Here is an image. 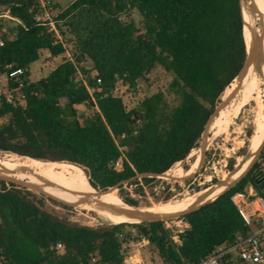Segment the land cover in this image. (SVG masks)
<instances>
[{
    "label": "trees",
    "instance_id": "trees-1",
    "mask_svg": "<svg viewBox=\"0 0 264 264\" xmlns=\"http://www.w3.org/2000/svg\"><path fill=\"white\" fill-rule=\"evenodd\" d=\"M34 2L0 0V16L8 12L12 18L0 17V76L8 91L25 96L21 105L0 96V153L75 164L94 192L124 182L117 187L118 197L129 208H140L136 196H147V189L154 196L159 180L135 177L166 174L198 147L224 90L245 63L240 0H75L65 9L55 3L54 10L61 9L55 18L60 39L29 14ZM132 11L141 17L140 24L125 19ZM6 21L13 24L9 30ZM43 52L64 56L63 61L46 77L18 89L11 74L29 71ZM86 59L91 68L81 69L94 90L97 108L83 81L77 80L76 65ZM157 66L172 76L171 103L158 92L128 108L110 95L119 81L131 87L148 81ZM83 106L92 114L80 120L78 110ZM134 118L143 122L137 134ZM226 125L222 134H228ZM254 130L247 131L250 145ZM114 138L127 158L120 171L114 169L121 155ZM234 163L229 160V171ZM263 163L264 148L233 188L179 217L190 226L181 234L179 248L165 228L166 220L82 226L48 211L45 197L0 181V257L5 264H123L124 242L135 229V238H148V248L162 264L199 262L217 246L230 245L246 234L231 196L253 187L264 197L254 178L257 171L263 176Z\"/></svg>",
    "mask_w": 264,
    "mask_h": 264
},
{
    "label": "bare ground",
    "instance_id": "bare-ground-1",
    "mask_svg": "<svg viewBox=\"0 0 264 264\" xmlns=\"http://www.w3.org/2000/svg\"><path fill=\"white\" fill-rule=\"evenodd\" d=\"M254 3L260 12L263 24L262 46L264 56V0H254ZM246 6L247 3L244 0L245 37L249 46L251 42L250 32L248 31L250 19L247 15ZM229 96H231V99L227 105L219 110L208 124L207 136L203 142L204 151L211 146L226 123L239 111L255 106L256 117L255 133L248 154L224 180L222 179L206 190L188 194L183 199L180 198L181 200L164 202L144 209L129 208L124 203H115L103 197V195L96 204H84L80 207L92 212L107 223L119 225L121 223L138 224L144 220L180 216L216 200L225 190L249 172L264 145V62L261 72L252 66L242 80L227 88L224 100ZM0 177L35 186L40 191L69 203H75L77 200L97 194V191L94 192L89 189L86 174L83 170L75 164L65 162H44L28 156L4 154L0 156ZM30 180L35 181L45 190L32 184Z\"/></svg>",
    "mask_w": 264,
    "mask_h": 264
},
{
    "label": "rangeland",
    "instance_id": "rangeland-1",
    "mask_svg": "<svg viewBox=\"0 0 264 264\" xmlns=\"http://www.w3.org/2000/svg\"><path fill=\"white\" fill-rule=\"evenodd\" d=\"M73 1L75 0H54V4L57 3L61 6V9H65ZM61 9L54 10L53 8L54 15H58ZM125 19L132 20L136 24H140L141 21V17L137 13V11L130 12L129 16L125 17ZM5 23L7 25V30L11 29V27L13 26V24L9 21H6ZM63 58L64 56L52 57L48 52H43L40 60L32 64L30 67V82H36L46 77L59 64H61ZM85 65L91 67V62L89 63V61H87ZM147 79L148 81H138V85L140 88V96L138 100L134 102L126 101L125 104L128 108H133L137 106L145 96H150L158 92H163L170 103L173 101V97L168 93V87L171 83L172 76L168 74L162 67H155L149 74ZM238 81L239 80H236L233 84L237 83ZM221 102L222 97L219 105L221 104ZM91 114L92 110L86 106H83L78 110V116L80 120L83 117L89 116ZM237 114L238 113H236L230 119V121L226 123V126H228V128H226L228 134H222L224 129L223 128L220 135L217 136L211 146L205 151L202 164L201 155L199 154V148L202 143L201 140L198 147L196 148L197 150L194 149L184 161L180 162L179 166H177L170 172L164 174V177L166 179L157 178L159 181L154 184V196L150 195L148 189L147 196H136L140 204V208L136 209H144L164 202L181 200L188 194H192L196 191H199L200 189L206 190L210 188L213 184L220 182L222 179L224 180V175L226 173H232L238 161L241 158L244 159V157L248 154L250 148V138H248L247 131L251 127H253V130L255 128L256 108L255 106H252L251 108L242 111L241 114ZM253 132L255 133V130ZM246 142H248L249 144L247 152L245 155L240 156V150L246 146ZM4 154L7 153H0V156ZM259 157L260 155L257 157L254 164L259 160ZM231 159H233L235 163L233 169L229 171V160ZM186 167H188L187 171L184 170ZM262 170H264V163L262 164ZM187 176L190 177L185 178ZM214 178H216L218 181L214 182ZM30 181L32 184L44 189L35 181ZM167 187H169V189H166ZM38 196L45 197L40 194H38ZM103 197H106L118 204L121 202L123 203V201L118 197V190H110L103 194ZM45 198V208L48 211L57 214L58 216L64 219L70 220L71 222L89 227H97L101 225L103 226L110 224L102 219H99L95 214L80 206L65 208L61 206L60 203L55 201L53 202V200L51 201L47 197ZM177 221L178 219H174L173 221L166 220V222L170 226H175L174 222ZM143 256L147 264H162L157 254L149 248L143 251Z\"/></svg>",
    "mask_w": 264,
    "mask_h": 264
},
{
    "label": "built area",
    "instance_id": "built-area-1",
    "mask_svg": "<svg viewBox=\"0 0 264 264\" xmlns=\"http://www.w3.org/2000/svg\"><path fill=\"white\" fill-rule=\"evenodd\" d=\"M54 0H35V2L29 8V14L33 16L34 20L38 25L49 27L50 31H53L57 37L60 39L54 15ZM0 17L12 19L9 17L8 12L4 13ZM15 20V19H13ZM18 22L17 20H15ZM3 43L0 41V46ZM69 60L72 58L69 52L66 53ZM90 60H84L77 64V80L83 81V84L89 91L92 102L96 106L95 99L93 97L94 90L89 88L87 82L84 79V74L81 68L89 70L91 67L86 66V62ZM27 69H18L11 74V80L15 83L18 89L24 88L30 83V76L28 75ZM100 83V80L98 81ZM98 88L97 91H100ZM110 95L113 98L121 99L125 103L126 101H136L140 96V88L138 82L135 87H131L129 84H124L122 81L117 82L110 91ZM0 96H3L7 102L16 104H23L25 101L24 95H19L16 97L14 92L7 90V85L4 78L0 76ZM135 129L134 134H137L138 129L142 127L143 122L141 119L134 118ZM126 134L121 136L124 139ZM115 144L117 145L121 155L114 162V169L117 171L122 170L123 162L127 161L125 155V148L120 145L119 139H115ZM264 177V170H263ZM231 202L237 209L238 214L243 220V225L247 229L246 234H239L235 241L230 245L217 246L215 250L203 259L196 263L180 262L172 264H264V197L257 194L253 187L246 188L244 191L236 192L231 196ZM177 222H174L175 226H170L165 221V228L171 232V240L176 248L182 246L181 234H183L187 229H189V224L186 220L181 218ZM173 221V220H172ZM131 237L127 238L124 242V248L127 249L125 254V259L123 264H147L143 251L150 246V241L148 238L136 239L135 229H130ZM126 233L121 235L124 239ZM57 249H62L61 245L57 246ZM0 264H5V261L0 257Z\"/></svg>",
    "mask_w": 264,
    "mask_h": 264
},
{
    "label": "water",
    "instance_id": "water-1",
    "mask_svg": "<svg viewBox=\"0 0 264 264\" xmlns=\"http://www.w3.org/2000/svg\"><path fill=\"white\" fill-rule=\"evenodd\" d=\"M241 1L242 0H240V5H241V13H242V19H243V33H244V40H245V45H246L247 57H246V60H245V63L243 65V67L241 68V70L239 71V73L237 74V76L231 81V83L224 90V93L222 95L223 96L222 97V102H221L220 105H218L215 114L219 110H221L224 106H226L227 103L229 102V100L231 99V96H229V97H227L224 100V94H225L227 88H229L234 81H236V80H242L246 76V74H247L248 70L250 69V67H252V66L256 70H258L259 72H261L262 71V68H263V62H264L263 46H262V40H263V36H262V33H263V24H262V19H261V16H260V12L258 11L257 6L254 3V0H246V3H247V6H246L247 7V15H248V17L250 19V25L248 26V28H249L248 31L250 32V36H251V42H250V45L248 46L247 45V42H246V37H245V22H244V15H243V9H242V2ZM207 132H208V125H207V127H206V129H205V131H204V133L202 135V143H201V146L199 148L200 149L199 150L200 151V155H201V164H202V161H203V158H204V153H205V151L203 150V147H204L203 146V142H204L205 137L207 136ZM263 148H264V145L262 146V148H261L258 156L260 155V153L263 150ZM201 164H200V166H201ZM251 168H250V170H251ZM193 175H191V176H193ZM142 177L165 178L164 177V174L157 175V174H150V173L140 174V175H137L135 178H142ZM189 177L190 176H187L185 178H189ZM254 178H255L256 184L259 186V189L264 194V177L262 176L261 172H258L257 171L254 174ZM241 180H239L238 182H240ZM0 181L6 182L8 184H13V185H16V186L25 188L27 190L33 191L35 193H38V194H40L42 196H45V197L53 200L55 202H58L60 204H63V205L69 206V207H77V206L84 205V204H96L97 202H99V199L101 198V196L103 194H105L106 192H108L110 190L111 191H116L117 190V187L120 184H123L124 183V182H121L117 186L111 187V188H109L106 191H98V190H96L97 191V194H94V195H92L90 197H87V198H84V199H81V200H77V202H75V203H69V202H65V201L59 200L57 198H54V197H52V196H50V195H48V194L40 191L35 186H30V185H27L25 183H22V182H19V181H16V180L6 179V178H2V177H0ZM237 183H235L233 186L229 187L223 193H225L229 189L233 188ZM209 203H211V202H208L206 204H209ZM206 204H204V205H206ZM204 205H202V206H204ZM201 207H199V208H201ZM199 208H197L195 210H192L190 212L196 211ZM190 212H188V213H190ZM185 214H187V213H185ZM182 215H184V214H182ZM182 215H180V216H182ZM180 216H173V217H169V218H165V219H150V220H144V221H142L140 223H144V222H154V221H158V220H170V219H174V218H179Z\"/></svg>",
    "mask_w": 264,
    "mask_h": 264
},
{
    "label": "crops",
    "instance_id": "crops-1",
    "mask_svg": "<svg viewBox=\"0 0 264 264\" xmlns=\"http://www.w3.org/2000/svg\"><path fill=\"white\" fill-rule=\"evenodd\" d=\"M30 76V75H29Z\"/></svg>",
    "mask_w": 264,
    "mask_h": 264
}]
</instances>
